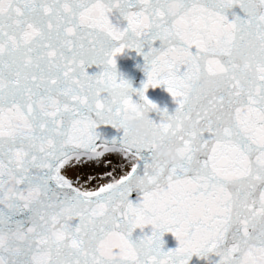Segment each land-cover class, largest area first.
Segmentation results:
<instances>
[{"label":"snow or ice","instance_id":"obj_1","mask_svg":"<svg viewBox=\"0 0 264 264\" xmlns=\"http://www.w3.org/2000/svg\"><path fill=\"white\" fill-rule=\"evenodd\" d=\"M161 85L171 114L145 94ZM194 255L264 264V0H0V264Z\"/></svg>","mask_w":264,"mask_h":264},{"label":"water","instance_id":"obj_2","mask_svg":"<svg viewBox=\"0 0 264 264\" xmlns=\"http://www.w3.org/2000/svg\"><path fill=\"white\" fill-rule=\"evenodd\" d=\"M232 13L243 17V12L240 10L239 6H234L231 10H228L225 14L229 19H232ZM117 62V71L132 84L133 88L139 89L142 87V82L146 80V74L143 71L144 60L141 55H138L134 50H125L124 53L115 57ZM96 66H92L87 69L88 73L91 75L95 72H98ZM147 97L155 103L161 109H167L169 114L174 112L177 107L174 99L166 91L165 86L161 85L156 88H149L145 93ZM134 100L139 102V98L135 95L133 96ZM149 118L153 120H159V114L155 111L150 112ZM97 132L105 136V138H110L113 135H117V130L111 128L110 125H99ZM135 194L133 195L134 198ZM145 233H150V226H146L144 229ZM139 229H136L133 233L134 236L141 235ZM164 245L163 248L165 251L168 249H175L178 247V241L171 233H165L163 236ZM189 264H207V261L203 258L193 256L189 261Z\"/></svg>","mask_w":264,"mask_h":264},{"label":"clouds","instance_id":"obj_3","mask_svg":"<svg viewBox=\"0 0 264 264\" xmlns=\"http://www.w3.org/2000/svg\"><path fill=\"white\" fill-rule=\"evenodd\" d=\"M125 122L133 131L143 134L144 129L141 127L140 113L138 111L127 113ZM155 152L157 157L165 161L175 158V153L167 145H157Z\"/></svg>","mask_w":264,"mask_h":264}]
</instances>
